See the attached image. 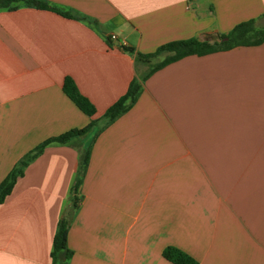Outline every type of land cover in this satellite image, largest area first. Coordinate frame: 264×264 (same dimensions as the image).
Returning a JSON list of instances; mask_svg holds the SVG:
<instances>
[{
  "label": "crops",
  "instance_id": "obj_1",
  "mask_svg": "<svg viewBox=\"0 0 264 264\" xmlns=\"http://www.w3.org/2000/svg\"><path fill=\"white\" fill-rule=\"evenodd\" d=\"M68 12L0 8V181L50 142L0 202V264H50L89 147L67 235V264H264V40L186 55L141 81L129 108L106 110L149 69L134 54L263 19L264 0H43ZM116 34V40L108 35ZM124 42V44H121ZM69 77L94 108L63 91Z\"/></svg>",
  "mask_w": 264,
  "mask_h": 264
},
{
  "label": "trees",
  "instance_id": "obj_2",
  "mask_svg": "<svg viewBox=\"0 0 264 264\" xmlns=\"http://www.w3.org/2000/svg\"><path fill=\"white\" fill-rule=\"evenodd\" d=\"M18 4L34 5L40 8H50L57 10L63 15L71 16L68 12L51 6L43 0H0V8H15ZM261 17L264 19V13ZM255 21V19H249L239 22L228 32L217 34L213 41H209V39L201 40L196 37L170 40L159 45L155 50L147 53L134 52L131 47L123 46L124 50L134 54L136 62H147L150 66L145 73L134 77L129 83L126 93L106 110L104 114V123L101 128L110 123L117 116L124 113L135 101L141 88V81L164 65L186 55H203L219 50L230 49L238 45L260 44L264 40V24L262 27L257 28L254 24ZM161 54H163V57L160 60H154L155 57ZM63 91L84 113L87 115L93 114V106L79 93L74 82L69 77H66L64 80ZM94 125L95 122L90 121L84 127L72 128L59 135L49 137L25 153L11 168L8 174L0 181V202H2L4 197L10 193L16 179L23 174L25 167L38 153L42 151L44 146L50 142L66 143L74 137H79L85 134ZM89 152V147L79 150L78 166L74 182L71 186L72 198L70 205L62 211L57 221L56 230L52 239L50 264H67V260L72 254V251L67 246L68 226L71 215L77 207L78 197L75 196V194L85 173ZM162 255L174 264H198L193 257L173 246H166L162 250Z\"/></svg>",
  "mask_w": 264,
  "mask_h": 264
},
{
  "label": "rangeland",
  "instance_id": "obj_3",
  "mask_svg": "<svg viewBox=\"0 0 264 264\" xmlns=\"http://www.w3.org/2000/svg\"><path fill=\"white\" fill-rule=\"evenodd\" d=\"M254 24H255V27L260 28L264 24V19H257ZM162 57H163V54L158 55L157 57L154 58V60H160Z\"/></svg>",
  "mask_w": 264,
  "mask_h": 264
},
{
  "label": "built area",
  "instance_id": "obj_4",
  "mask_svg": "<svg viewBox=\"0 0 264 264\" xmlns=\"http://www.w3.org/2000/svg\"><path fill=\"white\" fill-rule=\"evenodd\" d=\"M108 38H109L110 40L115 41V40H116V34L111 33V34L108 35ZM121 44H124V42H122Z\"/></svg>",
  "mask_w": 264,
  "mask_h": 264
}]
</instances>
